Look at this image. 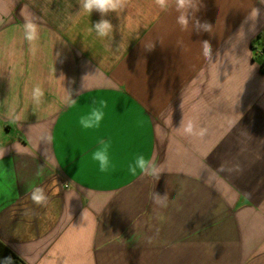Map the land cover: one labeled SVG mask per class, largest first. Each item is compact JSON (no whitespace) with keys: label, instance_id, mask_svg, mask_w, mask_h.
Instances as JSON below:
<instances>
[{"label":"crops","instance_id":"obj_1","mask_svg":"<svg viewBox=\"0 0 264 264\" xmlns=\"http://www.w3.org/2000/svg\"><path fill=\"white\" fill-rule=\"evenodd\" d=\"M168 2L128 0L98 38L79 0H0V244L15 264H264V0H193L185 28ZM101 140L109 173L91 159ZM138 154L159 178L128 172Z\"/></svg>","mask_w":264,"mask_h":264},{"label":"clouds","instance_id":"obj_2","mask_svg":"<svg viewBox=\"0 0 264 264\" xmlns=\"http://www.w3.org/2000/svg\"><path fill=\"white\" fill-rule=\"evenodd\" d=\"M156 5L162 10H167L169 8L168 0H155ZM80 9L86 13L89 17L95 11L100 14V20L91 24V27L88 29L89 33L94 32L96 37L105 38L113 30V24L108 17L110 14L115 13L117 17L125 10L128 4V0H79ZM175 10L179 13L177 16V23L182 27H187L189 22L188 14L192 10L193 0H174ZM200 23L199 21H197ZM207 22H205L206 24ZM24 39L33 44L39 38V25L36 22L35 18H30L26 20L23 25ZM204 44V54L207 56L210 51L211 44L209 41H203ZM59 54H57L58 57ZM43 90L37 86L32 90V100L33 103L38 105L43 97ZM73 103L75 100L73 99ZM105 108H107V102L103 99L99 101H94L92 106H89L88 111L85 115H82L79 118V125L83 130H96L101 126L102 121L105 118ZM193 124L189 122L186 126L183 127V131L186 134L191 135L193 133ZM201 136L204 135V130L202 129L199 133ZM110 140H101L99 142V147H97L91 153V159L96 162L99 166L101 173H109L114 170L116 167L115 162L110 156L111 149ZM2 159V156H0ZM128 172L132 175H136L138 172L141 174H146L150 176H157L159 178L160 174L164 172L162 169H159L150 158H147L143 154H138L135 156L134 160L128 164ZM38 175L41 172L37 173ZM30 198L36 205L44 206L47 204L48 196L45 194V191L41 187H32L30 193ZM157 198L163 199L167 195L161 196L155 193ZM155 202L159 203V199ZM0 264H13L11 257H5L3 261H0Z\"/></svg>","mask_w":264,"mask_h":264},{"label":"trees","instance_id":"obj_3","mask_svg":"<svg viewBox=\"0 0 264 264\" xmlns=\"http://www.w3.org/2000/svg\"><path fill=\"white\" fill-rule=\"evenodd\" d=\"M6 257V255L4 254V248H3V246L0 244V261H3V259ZM13 264H15L14 263V261H13Z\"/></svg>","mask_w":264,"mask_h":264}]
</instances>
